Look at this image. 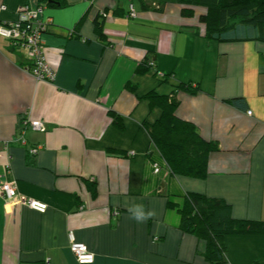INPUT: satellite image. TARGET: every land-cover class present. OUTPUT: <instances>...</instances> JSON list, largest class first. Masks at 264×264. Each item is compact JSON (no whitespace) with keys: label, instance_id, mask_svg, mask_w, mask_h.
Here are the masks:
<instances>
[{"label":"crops","instance_id":"0c3cea01","mask_svg":"<svg viewBox=\"0 0 264 264\" xmlns=\"http://www.w3.org/2000/svg\"><path fill=\"white\" fill-rule=\"evenodd\" d=\"M39 3L51 19L43 50L56 77L37 79L25 69L29 51L0 36V176L47 210L0 191V264H81L71 233L95 253L90 264H211L206 240L180 228L168 195L176 190L264 221V41L209 40L199 20L206 9L187 17L177 0H0V23ZM102 10L104 39L95 29ZM181 83L200 89L176 91ZM151 92H174L176 114L219 143L205 177L154 172L145 123L162 109ZM238 96L246 108L228 101ZM31 119L46 131L25 124ZM133 204L155 215L137 222ZM225 244L220 264H264V232L230 233Z\"/></svg>","mask_w":264,"mask_h":264},{"label":"trees","instance_id":"16d2710c","mask_svg":"<svg viewBox=\"0 0 264 264\" xmlns=\"http://www.w3.org/2000/svg\"><path fill=\"white\" fill-rule=\"evenodd\" d=\"M183 6L182 14L191 17L196 7L206 13L199 20L206 25L209 40L218 42L264 41V0H177ZM108 10H102L95 19V29L100 39L105 38L104 21ZM140 72L143 70L139 68ZM199 86L181 83L176 91L196 94ZM152 105L162 109L161 116L153 124H146L147 131L158 152L149 154L165 177L188 175L205 177L212 152L220 150L219 143L202 137L198 127L176 114L179 101L172 96L156 92L147 95ZM232 105L246 108L245 97L228 100ZM169 203L181 214L180 228L206 240V257L211 264L226 259L225 236L230 233L264 232V221L237 219L231 206L221 198L209 197L194 191L176 190L168 193Z\"/></svg>","mask_w":264,"mask_h":264},{"label":"built area","instance_id":"2783aa9c","mask_svg":"<svg viewBox=\"0 0 264 264\" xmlns=\"http://www.w3.org/2000/svg\"><path fill=\"white\" fill-rule=\"evenodd\" d=\"M5 9V5L0 6V12ZM44 11L45 5L42 3L18 7L16 19L0 23V36L9 40L13 46L23 47L29 51L31 62L25 66L28 72L39 80L53 81L56 77V71L47 61L43 50V34L51 24L50 18H44ZM107 16L108 13H106ZM130 16H137L133 4H131ZM151 64L154 63L151 62ZM25 124H29L34 130L46 131V126L41 120L31 119L29 123L25 122ZM38 149L39 147H34L31 152L36 154ZM155 170L156 172L160 171L159 165L155 164ZM0 191L9 202L27 205L40 212L47 210V204L21 195L16 181L8 178L7 175L0 176ZM70 248L79 263L90 264L95 261V253L85 243L77 242L73 233H71Z\"/></svg>","mask_w":264,"mask_h":264},{"label":"clouds","instance_id":"9594fccd","mask_svg":"<svg viewBox=\"0 0 264 264\" xmlns=\"http://www.w3.org/2000/svg\"><path fill=\"white\" fill-rule=\"evenodd\" d=\"M128 210L132 214V219L141 223L146 222L155 215V212L152 210L145 211L143 204L130 205Z\"/></svg>","mask_w":264,"mask_h":264}]
</instances>
